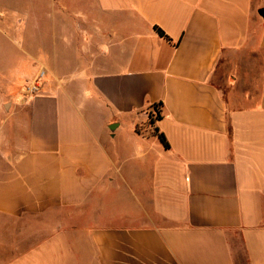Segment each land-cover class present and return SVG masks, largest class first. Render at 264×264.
I'll return each mask as SVG.
<instances>
[{
	"label": "crops",
	"instance_id": "0c3cea01",
	"mask_svg": "<svg viewBox=\"0 0 264 264\" xmlns=\"http://www.w3.org/2000/svg\"><path fill=\"white\" fill-rule=\"evenodd\" d=\"M64 7L0 30V264H264V0Z\"/></svg>",
	"mask_w": 264,
	"mask_h": 264
},
{
	"label": "rangeland",
	"instance_id": "374dc122",
	"mask_svg": "<svg viewBox=\"0 0 264 264\" xmlns=\"http://www.w3.org/2000/svg\"><path fill=\"white\" fill-rule=\"evenodd\" d=\"M63 13H65L64 0H0V30L10 31L13 39L18 42L15 44L5 40L1 45L13 49L11 56H20L21 50L27 48L44 58L46 62L47 55L42 51L46 52L53 44L48 37V31L54 25V22L50 21L51 17ZM60 20L55 24L62 25V19ZM38 31L41 33L37 34ZM56 45L62 50V39H57ZM23 57L28 63H33V59L26 54ZM220 85L221 90H224Z\"/></svg>",
	"mask_w": 264,
	"mask_h": 264
},
{
	"label": "built area",
	"instance_id": "2783aa9c",
	"mask_svg": "<svg viewBox=\"0 0 264 264\" xmlns=\"http://www.w3.org/2000/svg\"><path fill=\"white\" fill-rule=\"evenodd\" d=\"M44 75H45V73L42 72L41 75H40V78H43ZM38 91H39V85H38V81L37 80L27 84V86L25 87V92L27 94L33 95V94H36Z\"/></svg>",
	"mask_w": 264,
	"mask_h": 264
},
{
	"label": "trees",
	"instance_id": "16d2710c",
	"mask_svg": "<svg viewBox=\"0 0 264 264\" xmlns=\"http://www.w3.org/2000/svg\"><path fill=\"white\" fill-rule=\"evenodd\" d=\"M156 31L159 33V35L161 37H164L166 39H168L169 41H171V39L165 34V32L159 28V27H155ZM157 109V108H156ZM158 116V115H157ZM158 132V131H157ZM159 139L161 140V142L165 145L166 148H169V143L167 142L166 137L163 134H159L158 135Z\"/></svg>",
	"mask_w": 264,
	"mask_h": 264
},
{
	"label": "water",
	"instance_id": "95a60500",
	"mask_svg": "<svg viewBox=\"0 0 264 264\" xmlns=\"http://www.w3.org/2000/svg\"><path fill=\"white\" fill-rule=\"evenodd\" d=\"M262 16H264V9L259 12ZM117 125H113L111 128L114 130Z\"/></svg>",
	"mask_w": 264,
	"mask_h": 264
}]
</instances>
